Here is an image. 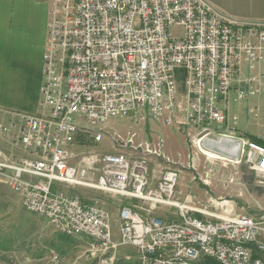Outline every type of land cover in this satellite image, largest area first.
Here are the masks:
<instances>
[{"label":"built area","instance_id":"1","mask_svg":"<svg viewBox=\"0 0 264 264\" xmlns=\"http://www.w3.org/2000/svg\"><path fill=\"white\" fill-rule=\"evenodd\" d=\"M49 1L40 112L0 122V135L24 153L15 158L0 148V181L62 234L86 236L92 255L128 244L141 264H264V213L254 218L228 203L217 212L181 202L176 187L194 161L161 166L158 159L175 162L162 135L137 140L130 129L123 138L109 124L112 116L149 117L177 126L201 152L205 138L238 139L239 158L218 159L247 163L264 185V145L239 136L238 116L229 114L231 99L264 93V20L230 16L207 0ZM108 132L116 151H71L81 136L100 143ZM56 181L148 206L122 207L116 240L105 207L56 190ZM162 205L178 208L181 219L156 215ZM112 262V255L100 258Z\"/></svg>","mask_w":264,"mask_h":264},{"label":"crops","instance_id":"2","mask_svg":"<svg viewBox=\"0 0 264 264\" xmlns=\"http://www.w3.org/2000/svg\"><path fill=\"white\" fill-rule=\"evenodd\" d=\"M207 1L219 11L230 16L250 21L264 20V0ZM49 21V0H0V122L2 123L9 124L16 119L14 114L17 112L29 114L40 112L39 103L42 98L41 86L44 81L43 66ZM261 68L264 69V63ZM231 101L237 104L236 109L231 111L229 103V114L238 116L236 127L238 135L264 145V93L237 102L232 99ZM214 129L224 131L225 126L215 125ZM174 131L166 129V152L169 155L181 152L187 155V159H192L195 164V168L185 170L181 175L176 187L178 199L181 202L217 212H221L223 205L228 203V206L234 208L236 213H245L254 218H260L264 213V185L256 183L254 172L247 163H231L223 166L218 159L239 158L240 141L238 139L227 141L205 138L202 141L203 151L201 152L194 148L190 136L184 131L177 129ZM158 136L154 132L150 134V139H144L152 140ZM0 148L8 155H24L23 151L13 145L6 135H0ZM204 153L213 155L217 159L210 158L209 162ZM159 164L163 166L162 163ZM159 168L160 166L153 163L152 174L157 176ZM209 169L212 171H208ZM204 177L210 178L212 183L220 186L218 193L210 187L211 181L205 182ZM231 178L234 181L230 182ZM153 184H156V179L153 180ZM56 187V190L63 191L58 185ZM242 194L246 200L251 201V206H248L245 211L240 210L239 205L241 201L239 197ZM118 200L123 204L122 207L126 205L148 206V202L133 198L121 197ZM120 212L121 208L118 211L109 212L116 240L121 238ZM155 214L165 221L181 219L179 209L174 206L162 205L157 208ZM194 214L201 218L205 217L200 212H194ZM127 245L123 244L119 247ZM117 252L118 249L115 250L116 259Z\"/></svg>","mask_w":264,"mask_h":264},{"label":"rangeland","instance_id":"3","mask_svg":"<svg viewBox=\"0 0 264 264\" xmlns=\"http://www.w3.org/2000/svg\"><path fill=\"white\" fill-rule=\"evenodd\" d=\"M231 102L230 110L233 111V109H236L237 104ZM137 118L138 122L130 117L112 116L109 120V124L113 126L111 133L117 130L123 138H126L131 129V131L136 133V139L138 140L150 139V134L156 132L164 137L166 152V129L174 131V129L179 130L178 127L163 125L149 117L144 119ZM111 133L105 134L104 139L100 143H95L92 138L87 140L86 136L83 135L79 138L75 147L71 148V151L78 154L88 153V151L114 152L117 149ZM157 139L158 137L151 141ZM166 154L175 162L158 159L163 165L178 167L181 164L178 161L184 164L189 161L186 157L187 155L181 152L175 155L171 153L169 155L167 152ZM14 156L17 158L16 155ZM185 170H188V168H185ZM204 180L211 181L210 187L218 193L220 189L218 184L215 185L207 177H204ZM56 185L67 194L78 195L86 201L97 202L99 205L106 207L109 212L122 209L123 204L118 200L121 197L114 194L96 190L89 186H72L57 181L54 182L53 187L57 188ZM239 198H241L239 202L240 210L245 211L248 206H251V201L246 200L244 194ZM117 249V259L115 251L112 250L108 253L92 255L88 238L66 236L60 233L47 218L28 210L24 206L21 195L16 193L7 183L0 181V264H100L101 257L110 255L113 256L111 264L141 263L139 252L136 248L127 245ZM128 256L130 257L129 259L126 258ZM210 263L217 264L213 261Z\"/></svg>","mask_w":264,"mask_h":264}]
</instances>
